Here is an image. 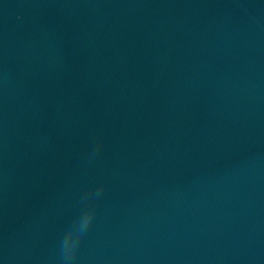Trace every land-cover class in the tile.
<instances>
[{
    "label": "water",
    "instance_id": "obj_1",
    "mask_svg": "<svg viewBox=\"0 0 264 264\" xmlns=\"http://www.w3.org/2000/svg\"><path fill=\"white\" fill-rule=\"evenodd\" d=\"M264 264V0H0V264Z\"/></svg>",
    "mask_w": 264,
    "mask_h": 264
},
{
    "label": "clouds",
    "instance_id": "obj_2",
    "mask_svg": "<svg viewBox=\"0 0 264 264\" xmlns=\"http://www.w3.org/2000/svg\"><path fill=\"white\" fill-rule=\"evenodd\" d=\"M93 196L91 190L85 194V206L76 224L66 232L60 244V259L62 264H71L78 252L80 242L91 225L95 215V207L91 203Z\"/></svg>",
    "mask_w": 264,
    "mask_h": 264
}]
</instances>
